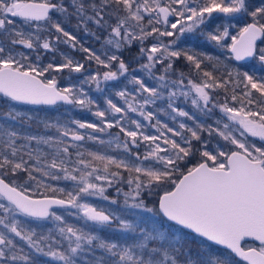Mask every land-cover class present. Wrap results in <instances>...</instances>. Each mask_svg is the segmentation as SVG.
Segmentation results:
<instances>
[{
    "label": "snow or ice",
    "instance_id": "snow-or-ice-1",
    "mask_svg": "<svg viewBox=\"0 0 264 264\" xmlns=\"http://www.w3.org/2000/svg\"><path fill=\"white\" fill-rule=\"evenodd\" d=\"M258 41L264 0H0V264H264ZM60 44L83 62L17 52ZM58 104L98 122L20 107Z\"/></svg>",
    "mask_w": 264,
    "mask_h": 264
},
{
    "label": "trees",
    "instance_id": "trees-1",
    "mask_svg": "<svg viewBox=\"0 0 264 264\" xmlns=\"http://www.w3.org/2000/svg\"><path fill=\"white\" fill-rule=\"evenodd\" d=\"M253 2L255 4H259L262 2V0H253ZM247 22H251L250 19L247 20ZM74 23V22H73ZM17 25L18 27H24L23 24H21L19 22V20L17 21ZM243 25H238V27H241ZM27 30V29H25ZM78 38H81V43L85 46V47H88V46H92L93 48H96V49H100L101 48V42L99 41H96L93 37L91 36H88V35H85L84 32L80 31V32H76L75 33ZM151 40H149L147 42V44L150 46L151 44ZM190 43V42H189ZM259 46H264V42H260L258 44ZM59 51L56 52V53H53V52H48V51H45L43 49H36L35 51L33 50H28V49H24V48H17V52H20V51H23L26 53V55L29 56L30 60L34 63H37L40 67H43L45 65H47L48 63H53V64H60L63 62V58L62 56L60 55L61 52L63 53H66V54H69L71 55L74 59L76 60H80L81 62H83V56L84 54L80 51H74L72 49H70L67 45H64V44H60L59 46ZM194 48H198L199 50L201 51H209V52H212L214 55H219L218 52H216V50L214 49H211L210 47H208L207 45L203 44L202 42L199 43L197 46H192ZM138 52V48L137 47H133L129 52H126L125 53V58L126 60H132V58L137 54ZM37 55L40 56V59L37 60ZM234 64L236 65H245V70L247 69V67H250L254 64V62H249L247 64H237L236 62H233ZM132 67H136V63L135 61L133 60V63L131 65ZM180 66L182 67L183 66V61L180 62ZM255 66V65H254ZM86 67L89 69V71H97V65L93 62L91 64H86ZM259 65L257 66V69H259ZM100 71H103V69H99ZM185 71H187V69H184ZM258 74H264V71H261L260 73ZM46 75H52V76H55L56 79L58 80V84L59 86H67L70 82L71 83H77V78L81 77V74L79 73H72L71 74V81L69 80V71L68 69H64L63 72H60V73H57L55 71H52L51 73L49 74H46ZM87 87V86H85ZM217 95H218V98L223 101L224 99V92L222 89H217ZM240 89H237V92H239ZM90 95L93 96V98H96L99 100L100 102V105H101V108L105 107L104 103H103V97L95 92L94 90L90 92ZM228 95L230 96L231 95V86H229V91H228ZM0 103H1V99H0ZM23 108H29L30 106H26V105H23L22 106ZM33 110H34V113H37L38 112V118L40 119H43V118H46V117H56L57 119H60L61 121H70V120H73V119H79V120H86L88 122H98V118H96L95 116H93L91 113L89 112H81L77 109H73L71 106L69 105H63V104H60V105H57V106H53V107H45V106H42V107H31ZM74 126V125H73ZM42 131V129H40ZM31 131H37L35 125H33V128L31 129ZM82 131H91V130H82ZM112 132H116L117 130L116 129H112L111 130ZM212 144H215V140L212 141ZM86 147H93L92 145V142H87V144L85 145ZM21 176H23V174H21ZM23 182V181H21ZM46 183H51L53 187H57V188H69L70 187V183L71 182H66V181H48L46 180L45 181ZM41 192H43L44 190L41 188L40 189ZM47 195L49 196H55L57 198H63L62 194L61 193H53V192H48L46 193ZM70 221H74V218L73 217H68L67 218Z\"/></svg>",
    "mask_w": 264,
    "mask_h": 264
},
{
    "label": "rangeland",
    "instance_id": "rangeland-1",
    "mask_svg": "<svg viewBox=\"0 0 264 264\" xmlns=\"http://www.w3.org/2000/svg\"><path fill=\"white\" fill-rule=\"evenodd\" d=\"M235 34V33H234ZM202 41H195V42H190L191 44H192V46H197L199 43H201ZM264 47V46H263ZM216 52H218L219 53V55H220V50H218V49H216ZM221 59L223 60L224 59V57L223 56H221ZM184 63V62H183ZM257 66H258V64H255V68H257ZM260 67V66H259ZM96 71L94 70V71H92V73L94 74ZM3 101H2V99H1V103H2ZM23 105H21L20 107L21 108H23L22 107ZM31 107H33V106H30L29 108H23L24 110H27V111H29V113L31 114V113H34V110L31 108ZM37 114V116L39 115L38 114V112L36 113ZM74 218V217H73ZM70 223H79V221L76 219V218H74V221H70ZM49 226H51V225H49ZM53 264H54V262H53Z\"/></svg>",
    "mask_w": 264,
    "mask_h": 264
},
{
    "label": "water",
    "instance_id": "water-1",
    "mask_svg": "<svg viewBox=\"0 0 264 264\" xmlns=\"http://www.w3.org/2000/svg\"><path fill=\"white\" fill-rule=\"evenodd\" d=\"M260 42H262V41H258L257 43L259 44ZM237 64H245V62H236ZM247 63H249V62H247ZM58 105H60V104H58ZM26 106H30V105H26ZM35 107H42V106H35ZM45 107H53V106H45Z\"/></svg>",
    "mask_w": 264,
    "mask_h": 264
}]
</instances>
